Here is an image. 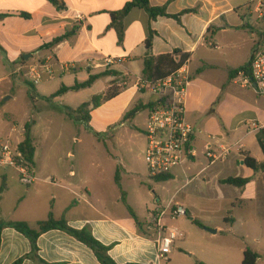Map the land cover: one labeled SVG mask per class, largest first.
Listing matches in <instances>:
<instances>
[{"label": "crops", "instance_id": "obj_1", "mask_svg": "<svg viewBox=\"0 0 264 264\" xmlns=\"http://www.w3.org/2000/svg\"><path fill=\"white\" fill-rule=\"evenodd\" d=\"M129 1L60 0L61 5H56L49 0H0V64L10 67L13 74H17L21 65L47 59L73 63L69 72L63 71L60 66L55 67L56 76L49 80H58L60 88L56 92L63 86L72 87L86 82L90 70L93 74L104 71L117 74L98 80L91 88L54 99H47L56 93H47V84L39 89L40 93L34 89L31 94L34 98H30L33 102L44 103L42 113H39L42 116L35 118L31 113L22 126L13 114L5 115L8 131L0 136L10 139L13 144L19 136L15 146L23 141L25 125L31 121L35 123L32 137L36 153L32 166L36 182L26 187L20 183L15 169L0 167V218L3 222H25L37 230L38 224L48 220L52 213L56 220H65L73 229L90 230L97 241L109 248V255L116 264H163L157 256L154 234L147 231L151 213L162 208L161 200H156L151 193L147 169L144 171L139 167L138 170L112 158L117 168L115 174L109 177L104 165L95 161L90 145L86 147L90 139L84 123L70 119L65 110L78 109L94 97L104 95L114 82L118 87L124 85L123 90L132 93L137 104L147 105L144 102L147 95L151 103L155 97L149 92L139 91L137 87L143 80V60L147 54L146 41L151 27L156 32L152 55L173 54L176 50L190 54L192 83L187 100V120L195 129L194 154L190 163L199 155H205L211 137H216L222 145L232 147L228 160L214 166H209L208 162L183 185V189L194 186L191 200L197 197L203 201L206 200L202 193L205 186L210 183L220 186V194L216 198L233 209L232 217L223 218V224L229 228L216 226V234L202 229L195 248L183 232L184 238L178 244L176 242L172 253L163 261L168 264H242L245 251L250 249L258 255L255 264H264V172L255 173L245 164L247 157L264 163L261 145L264 138V99L250 89L239 87L236 75H229V80L222 85L206 83L201 79L205 73L203 69L208 66V70H215L216 66L198 55L206 47L222 51L229 74L248 66L253 52L264 41L260 29V41L254 40L259 20L253 21L251 9L259 0L246 2L250 10L246 14L238 12L239 9L232 6V0H150L153 7L167 6L170 15H180L187 10L198 11L182 15L180 22L171 18L151 22L144 10L134 9L124 21V38L120 41L111 26V13L122 10ZM77 14L83 15L84 19L76 20ZM232 31H250L252 35L245 46L231 44L238 37L231 42L224 39L223 44L219 42L221 34ZM66 35L68 37L56 46H48ZM106 56L120 62L111 68H103ZM195 62L201 65L193 70ZM98 86L101 88L95 92ZM122 95L109 102L118 100ZM84 97L87 100H83ZM57 102L62 104V108L50 106ZM207 102L211 106L217 105L218 136L210 133L213 129L202 117V108ZM127 111L126 106L120 117ZM133 129L138 128L134 126ZM55 138L64 145L59 148L47 146L46 143H52ZM114 138L118 140L117 135ZM74 144H77L76 150L73 149ZM120 150L123 148L120 147ZM115 151L119 152V147ZM143 164L146 166L145 161ZM217 165L219 167L211 176L203 177ZM185 167L186 164L176 170L181 169L185 173ZM176 170L167 182L175 178ZM130 172L141 176L132 190L129 189ZM229 178L250 179V183L244 188L222 183ZM184 202L182 206L188 217L195 215L197 205L192 201L187 204V198ZM129 207L137 220L131 215ZM145 212L150 213L149 219L144 216ZM166 223L177 227V221L167 219ZM219 233L229 240L225 247L208 246L207 242ZM38 247L40 257L49 264H101L90 248L60 230L42 234ZM31 250V243L24 235L12 228L3 230L0 264H13L30 254ZM204 253L210 254V258H206L208 256ZM23 264L37 263L27 259Z\"/></svg>", "mask_w": 264, "mask_h": 264}, {"label": "rangeland", "instance_id": "obj_2", "mask_svg": "<svg viewBox=\"0 0 264 264\" xmlns=\"http://www.w3.org/2000/svg\"><path fill=\"white\" fill-rule=\"evenodd\" d=\"M247 1L248 0H232V6H234L235 9H239L238 12L246 14L250 11L246 5ZM253 6L254 7L251 9L252 13H254L255 10V5ZM252 18L253 21H257V15L255 13L252 15ZM255 27L256 30H254V40L260 41L258 29H260L261 34L264 35V19L257 21ZM251 35L252 34L250 31H232L228 34H221L219 37L221 40H219V42L222 43L223 39L224 41L231 42L235 37H238L235 38L234 42L231 44L245 46V44L249 42L247 39L250 38ZM1 52L2 51L0 50V53ZM198 55L203 56L209 64L216 66V68H214L215 70H208V66H205L203 69L205 73L201 78L202 80H204L206 83L215 85H222L223 83H226L227 80H229L230 74L224 65L222 51H215L209 47H206L202 51L200 50ZM200 65L201 63L195 62L193 63L192 69L196 70ZM4 67L5 70H3ZM12 71L13 70L10 67L0 64V134L2 136H4L3 134L8 131L5 120V115L7 113L13 114L16 122L20 124V126L29 120L31 113L34 114L35 118L42 116L39 113H42L41 108L43 107L44 103L41 101L39 103L33 102L30 98L34 89L35 91H39L40 88L47 84L49 86V89L47 88V93H53L60 88V86L58 87V80L50 81L49 78H45L41 84L37 86L34 85L33 89L30 84L31 82L29 80L28 70L23 71L22 74H13ZM100 88L101 87L98 86V88L94 91L99 92L98 89ZM121 88L124 89V85H122ZM122 93L123 95L118 100L105 103L94 109L92 113V122L90 124L84 123V127L87 130V135L90 139V143H88L86 147L90 145L91 153L95 154V161L104 165L109 177H112L113 174H115L117 168L112 158H117V160L123 162L124 164L126 163L130 166L133 165L138 170L139 167L144 171L147 169V165L145 166L143 162L145 161L147 150V138L145 135V130L149 118V110H143L140 112L136 119L132 121V123H125V117L135 108L137 99H135V97L133 98L132 93H126L125 90H123ZM86 98L84 97L83 100H87ZM144 102L147 103V105L150 103L149 95L144 98ZM50 106L53 108H62V104L58 102L55 105L50 104ZM126 106L128 111L122 117H120L122 110ZM216 112L217 105L211 106L210 102L205 103L202 108V117L205 119L208 127L213 129L210 131V133L218 136L216 127L220 124ZM134 126L138 129L134 130ZM116 135L118 136V140H115L114 138ZM14 140V144L16 145L19 141V136ZM46 144H48L47 146L59 148L64 145V142L62 145L60 140L55 138L52 140V143ZM116 147H119V152L115 151ZM120 147H122L123 150H120ZM73 149H77V144L73 145ZM204 154H206V151ZM67 161L69 162L71 160L67 159ZM207 165L208 160L206 159L205 155H199V157L194 162H188L186 164L184 169L185 173L181 169L176 170L175 178L172 181L162 183H157L153 179H149L147 170V179L151 185L149 186L151 188V193L156 200H161L162 208H165L174 199V197V201L177 205H184L186 198L187 204L192 201L193 204L195 203L197 205V211H195V215L181 217L177 220V227L187 235V238L191 240L194 248L198 243V235L203 233L202 229L214 230L216 226L223 227L225 226L223 224V218H227L228 216L232 217L233 215V209L227 207L226 203H223L216 198L220 194V186H216V184L213 183L205 186L204 191H202V193L206 196V200L204 201L197 197L191 200V194L193 191H195L194 186H189L183 189V185L187 182V179L192 178L203 168V166ZM218 167L219 165L212 167L203 177L208 178ZM140 179V175L130 172L129 189L132 190L136 188V182H138ZM21 187L23 190L26 189L24 186ZM179 190H181V192L177 194ZM153 192H155V194ZM149 215L150 213L147 212L144 214V216H146V218L148 217V219ZM0 220L4 221L2 218H0ZM193 220L202 222L204 227L202 228L197 226L193 223ZM225 228L229 227L225 226ZM228 242L229 240L223 234L219 233L214 235L211 240L207 242V244L208 246L215 245L217 247H225ZM205 255L208 256L206 258H210V254L204 253V256ZM162 263L168 264L163 260Z\"/></svg>", "mask_w": 264, "mask_h": 264}, {"label": "built area", "instance_id": "obj_3", "mask_svg": "<svg viewBox=\"0 0 264 264\" xmlns=\"http://www.w3.org/2000/svg\"><path fill=\"white\" fill-rule=\"evenodd\" d=\"M254 13L259 21L264 19V0H259ZM253 13V14H254ZM76 20H83L84 16L77 14ZM177 59H181L178 56ZM120 61L106 56L103 59V68H111ZM190 59L169 77L151 83L141 80L137 84L139 91L149 92L155 99L151 102L149 118L145 135L147 150L145 162L150 179L172 174L177 168L190 162L194 154L193 137L194 127L187 120V100L192 79L189 71ZM60 66L63 71L69 72L73 63H60L53 59L30 65H21L17 73L28 70L31 84L37 86L45 78L53 79L56 76L55 67ZM75 66V65H74ZM236 83L243 88L252 90L258 97L264 99V41L255 49L247 68L236 74ZM211 143L206 148V158L209 166L223 163L230 157L232 147L220 144L216 137H211ZM0 167L15 169L19 181L26 187L36 182V175L32 164L19 151L10 139L0 136ZM186 209L171 201L165 208H157L151 214V221L147 231L154 234L157 256L160 261L167 260L172 253L176 242L184 238L183 232L175 226H168L166 220L176 222L181 217H187Z\"/></svg>", "mask_w": 264, "mask_h": 264}, {"label": "trees", "instance_id": "obj_4", "mask_svg": "<svg viewBox=\"0 0 264 264\" xmlns=\"http://www.w3.org/2000/svg\"><path fill=\"white\" fill-rule=\"evenodd\" d=\"M53 4L61 5L60 0H49ZM140 9L144 10L150 21H156L159 18H171L178 22H180L181 16L184 14L196 13L198 10H187L180 15H170L168 13L167 6L163 7H153L150 3V0H130L122 10L111 13L112 23L111 26L114 28L118 34V38L120 41L124 38V21L127 16L134 10ZM24 17H28V15L23 14ZM156 32L152 30L150 27L149 37L146 41V49L147 54L143 60L144 67L142 71V77L144 80L154 83L159 80H163L173 73L177 72L185 63L186 60L190 59V54H183L181 51L176 50L173 54L162 55L155 57L152 55L153 50V41L155 38ZM68 35L55 39L52 43H50L51 47L56 46L60 42H62ZM178 56H181V59H177ZM248 66L241 68L239 70L231 71L230 77H234L241 70H244ZM108 76H117L115 72L112 71H104L99 74H93L90 70V77L84 83H76L72 87L63 86L58 92L52 95L47 99H54L63 94L69 92H78L80 90H85L91 88L98 80L108 77ZM31 84V83H30ZM34 89V85L31 84ZM123 89L118 87L116 83H112L111 87L107 90L104 95L94 97L91 102L85 103L80 106L78 109L65 108L67 116L75 122H81L85 124H90L92 120V112L94 109L100 107L103 103H107L115 98H117ZM33 99V95L31 96ZM152 104L143 105L138 103L135 108L130 111L126 117L124 122L133 121L137 115L143 110H151ZM34 121H31L25 125V131L23 134V141L19 144V151L24 155V157L33 165L36 149L34 146V141L32 137V128L34 126ZM262 148L264 151V138L262 140ZM245 164L248 168L252 169L255 173L264 172V163L260 164L255 159L251 157H247L245 159ZM171 179V175H163L155 179V182H167ZM117 183H119V178L116 179ZM222 183L235 186L238 188H244L250 183V179H242V178H229ZM4 190V189H3ZM123 201L126 203L125 199ZM129 211L131 215L137 220V217L134 211L129 207ZM193 223L199 227H204L203 224L198 220H193ZM5 228H12L17 232L24 235L31 243L32 250L31 253L20 258L13 264H23L25 260L30 259L37 264H49L44 261L39 255V247H38V239L39 237L49 231L52 230H60L85 244L88 248H90L97 259L101 264H116L115 261L109 255V248L102 245L99 241L95 239L90 230H76L68 225L65 220L58 221L54 218V215L51 213L49 215L48 220L40 222L38 224V229H32L28 223L25 222H3L0 220V250L2 246V232ZM258 259V255L252 252L250 249L246 250L244 253V260L242 264H255ZM198 264H204L202 262H198Z\"/></svg>", "mask_w": 264, "mask_h": 264}, {"label": "water", "instance_id": "obj_5", "mask_svg": "<svg viewBox=\"0 0 264 264\" xmlns=\"http://www.w3.org/2000/svg\"><path fill=\"white\" fill-rule=\"evenodd\" d=\"M209 232H211V233H213V234H216L217 233V231L216 230H208Z\"/></svg>", "mask_w": 264, "mask_h": 264}]
</instances>
